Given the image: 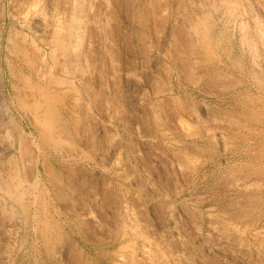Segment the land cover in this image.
Here are the masks:
<instances>
[{"label":"rangeland","instance_id":"374dc122","mask_svg":"<svg viewBox=\"0 0 264 264\" xmlns=\"http://www.w3.org/2000/svg\"><path fill=\"white\" fill-rule=\"evenodd\" d=\"M199 6L0 0V264H264V0Z\"/></svg>","mask_w":264,"mask_h":264},{"label":"bare ground","instance_id":"6f19581e","mask_svg":"<svg viewBox=\"0 0 264 264\" xmlns=\"http://www.w3.org/2000/svg\"><path fill=\"white\" fill-rule=\"evenodd\" d=\"M47 1V0H46ZM197 3L203 8V9H210L213 10L215 12V14L217 16H222L224 14V0H196ZM55 3V2H54ZM36 6V5H35ZM199 6V7H200ZM238 6V5H237ZM232 8V7H231ZM236 9V8H235ZM234 9V10H235ZM50 10V9H49ZM204 11V10H203ZM258 11V10H257ZM50 12V11H49ZM179 12V11H178ZM205 12V11H204ZM209 12V10H208ZM233 12H236V11H233ZM248 12V11H247ZM203 13V12H202ZM210 13V12H209ZM181 14V13H180ZM237 14V13H236ZM203 15V14H202ZM210 15V14H209ZM208 15V16H209ZM230 15V14H229ZM242 15V14H240ZM181 16V15H180ZM199 16V15H198ZM237 17V16H236ZM235 18V17H233ZM241 18V17H240ZM249 18V17H248ZM37 19V18H36ZM60 19V18H59ZM194 19V18H193ZM243 20V19H241ZM37 21V20H36ZM222 21V20H221ZM38 22V21H37ZM237 22V21H236ZM41 23V22H40ZM37 24V23H35ZM220 24V23H219ZM239 24V23H238ZM234 26V25H233ZM250 26V25H249ZM36 27V25H35ZM43 27V26H42ZM196 28V26H195ZM205 29V28H204ZM207 29V28H206ZM211 29V28H210ZM186 30V29H185ZM209 30V29H207ZM205 32V31H204ZM220 32V31H219ZM236 32V31H235ZM77 34V32H76ZM224 34V33H223ZM191 35L195 38V39H199L200 36H199V33L197 32V30H191ZM242 35V34H241ZM202 36V35H201ZM218 37V36H217ZM76 40V39H75ZM237 40V39H236ZM221 41V40H220ZM228 41V40H227ZM165 43V42H164ZM244 46V45H243ZM250 49V48H249ZM210 50V49H209ZM254 51V50H253ZM220 53V52H219ZM225 53V52H224ZM228 57V56H227ZM252 57V56H250ZM42 60V59H41ZM40 60V61H41ZM221 60V59H220ZM225 62V61H224ZM40 63V62H39ZM232 64V63H231ZM219 65V64H218ZM228 65V64H227ZM257 66V65H256ZM255 68V67H254ZM37 70V69H36ZM233 73V72H232ZM230 76V74H229ZM251 79V77L249 78ZM254 79V78H253ZM258 80V79H257ZM261 80V79H259ZM248 81V80H247ZM256 84V83H255ZM261 85V84H260ZM4 133V132H3ZM2 134V133H1ZM9 141V140H8ZM24 144V143H23ZM27 146V145H26ZM17 150V149H16ZM26 152V151H25ZM43 155V154H42ZM1 158V157H0ZM38 160V159H37ZM38 162V161H37ZM31 166V165H30ZM14 167V166H13ZM12 167V168H13ZM37 168V167H36ZM16 169V168H15ZM13 170V169H12ZM36 170V169H35ZM248 170V169H247ZM25 172V171H24ZM9 173V172H7ZM18 173V171H17ZM36 174V173H35ZM28 176V175H27ZM50 176V175H49ZM8 177V176H7ZM39 177V175H38ZM26 177H24L25 179ZM30 178V177H29ZM34 178V177H33ZM17 180V179H16ZM29 180V179H28ZM35 180V178H34ZM42 181V180H41ZM11 182V181H9ZM20 182V181H19ZM37 182V180H36ZM26 183V182H25ZM38 185V184H37ZM32 186V185H31ZM45 186V185H44ZM0 187L2 188V190L4 191L5 195L11 199V200H18L20 201L21 199V196L18 194V191H17V186L16 185H13V184H8L6 183L2 177L0 176ZM46 187V186H45ZM45 189V188H44ZM23 190V189H22ZM38 190V189H37ZM42 191V190H41ZM29 192V191H28ZM34 192V191H33ZM36 193V192H35ZM23 194V192H22ZM40 194V193H39ZM46 194V193H45ZM26 195V194H25ZM44 195V193H43ZM23 196V195H22ZM37 196V195H36ZM35 197V196H34ZM28 198V197H27ZM26 198V199H27ZM6 201V200H5ZM8 203V202H7ZM36 203V202H34ZM42 203V202H41ZM36 206V205H35ZM38 206V204H37ZM44 206V205H43ZM34 207V206H33ZM40 208V207H39ZM32 209V208H31ZM30 209V210H31ZM42 210V209H41ZM40 210V211H41ZM35 211V210H34ZM33 211V212H34ZM37 211V210H36ZM44 211V210H43ZM45 212V211H44ZM42 214V212H41ZM30 215V214H29ZM44 215V213H43ZM21 216V215H20ZM15 211H12L11 208H9V206H4L2 208H0V237H3L4 235H6L5 233V230H4V223H7L9 224V226H16L18 223H19V217H20ZM42 216V215H41ZM239 217V216H238ZM48 218V217H46ZM37 222V221H36ZM46 227V225H45ZM35 228V226H34ZM34 230V229H33ZM232 231V230H231ZM35 232V231H34ZM230 232V231H229ZM260 234V233H259ZM35 235V234H34ZM52 235V234H51ZM5 237V236H4ZM21 238V237H20ZM147 239V238H146ZM229 240V239H228ZM3 242V241H2ZM260 242V241H259ZM136 244V243H135ZM216 245V244H215ZM148 247V246H147ZM11 248V247H10ZM17 248V247H16ZM13 249V248H12ZM11 250V249H10ZM151 250V249H150ZM3 254V253H2ZM7 254V253H6ZM4 255V254H3ZM9 257V256H8ZM3 264V263H2Z\"/></svg>","mask_w":264,"mask_h":264}]
</instances>
